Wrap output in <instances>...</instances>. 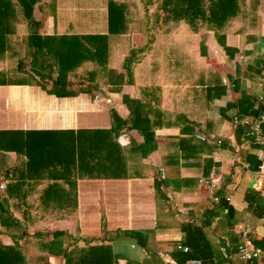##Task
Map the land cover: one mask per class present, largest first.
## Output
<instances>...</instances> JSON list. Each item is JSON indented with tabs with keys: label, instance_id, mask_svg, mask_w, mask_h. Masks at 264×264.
Masks as SVG:
<instances>
[{
	"label": "crops",
	"instance_id": "1",
	"mask_svg": "<svg viewBox=\"0 0 264 264\" xmlns=\"http://www.w3.org/2000/svg\"><path fill=\"white\" fill-rule=\"evenodd\" d=\"M40 1L47 5L38 29L37 41L41 40L43 46L26 49L27 53L23 35L14 31L15 25L25 21L27 6L34 7L33 0L0 2V11L7 8V12H14L12 25L10 18L7 21L8 30L3 24L5 16L0 17V164L6 157L13 158L0 170V186H5L0 188V264L7 262L3 254L8 247L25 251V236L36 233H46L50 239L56 232L65 233L63 248H52L51 256L65 248L67 253L75 247H86L75 235L87 226H98L101 222L97 220L101 219L106 220V234L91 233L89 238H105L114 264H177L172 255L181 251L176 247L183 233L175 224L184 222V218L204 222L203 211L200 214L195 209L206 192L200 187L198 192L169 196L165 169L181 163L183 154L190 155L189 163L208 158L195 155L191 144L195 134L214 133L216 116L208 118L207 113L214 103L225 107L221 130L228 138L227 148L209 158L216 161L215 155L230 157L242 152L240 136L230 127L228 114L234 109L245 113L256 103L257 91L248 95L244 81L240 83L244 86L241 93L238 82L248 77V67L258 66L254 64L255 47H247L245 35H241L245 28L239 26V21L257 29L253 33L257 39L264 25V0H260L256 17L239 12L223 19L226 44L237 48L246 61L242 62L239 78L232 80L229 69L223 67L206 91L200 83L211 81L210 66L214 62L200 56V48L205 53L204 43L196 46L193 41L200 39L195 32L207 31L197 27L209 22L181 13L163 19L164 13L171 10L172 0H151L154 13L144 31L153 35L154 48L138 65V82L132 86L123 83L125 70L116 62L127 49L132 0ZM110 2L116 7L115 25L119 31L106 36ZM252 4L251 0H237L240 11ZM184 23L190 32L178 28ZM258 23L262 25L258 27ZM255 46L260 52V44ZM249 60L251 63L246 64ZM223 79L235 83L231 89L244 95V101L226 95L229 87L221 84ZM115 105H124L126 116H120ZM145 106L152 107L159 159L168 158L165 164L169 166L162 167L157 177L133 151L135 135H127L138 133L146 124L141 117ZM169 120L172 125L166 127ZM246 172L250 178L233 193L232 227H226L224 217L205 229L213 243L215 264L233 263L231 248L228 254L226 247L234 244L236 251L237 224L250 233L254 231L256 220L247 219L250 215L243 219L250 208L244 200L245 190L253 175L252 170ZM186 177L197 178L200 174L189 173ZM254 190L259 192L254 206L264 210V189ZM171 198L178 200L185 215L166 214ZM221 225L226 227L224 234H219ZM51 256L47 264H57ZM64 257L60 264H64ZM34 258L39 260L35 254L25 253L26 264Z\"/></svg>",
	"mask_w": 264,
	"mask_h": 264
},
{
	"label": "trees",
	"instance_id": "2",
	"mask_svg": "<svg viewBox=\"0 0 264 264\" xmlns=\"http://www.w3.org/2000/svg\"><path fill=\"white\" fill-rule=\"evenodd\" d=\"M8 2L9 0H0V2ZM22 2V0H20ZM138 8L140 10V19H149L153 15V4L151 0H136ZM253 3L249 7V11L253 17H256L258 10L260 9L259 4L260 0H251ZM34 7L29 5L25 11V21L22 25H15V33L23 35V41L25 44V51L31 50L33 48L39 49L42 48L43 42L37 41L40 39L38 36V29L40 28L42 16L46 13L47 5L42 4L40 0H33ZM237 0H172L171 10L163 19H168L171 15L182 14L183 17H196L201 20V22L208 21L209 24L202 25L198 28H206L207 32L205 33V46L208 48V52L213 57V59L221 60L219 63H214L210 66V79L211 81L204 80L200 83V87L204 88L203 91L212 88L214 80L223 70V67L229 69V76L232 80L239 78L242 74V61L240 60V52L237 48L230 47L226 44V37L222 29L224 28L227 17L231 15L232 17L238 15L240 9H238ZM109 14L111 15L108 20V28L106 36H112L118 33L119 27L115 25V16H116V7L109 3ZM10 12V13H9ZM5 16L6 20L3 19V24H6L5 30H8V19L10 18V23L12 25V16H14L13 11H8L7 8H2L0 11V17ZM224 19V20H223ZM2 35V32L1 34ZM103 36V37H106ZM143 33L132 35L128 37V48L117 57L116 62L119 63L125 70V75L121 80L124 84L132 86L138 82V65L146 58L154 48V37H147ZM87 39H91L90 36H87ZM27 49V50H26ZM90 51V50H88ZM93 54V53H92ZM241 88V87H240ZM241 93L244 91L238 89ZM197 93V91H194ZM152 107L145 106L142 110V120L146 122L143 124L138 133H127V135H135L136 138L135 146L133 151L139 154L142 157V160L146 162L149 166L152 174L157 177L160 174L162 167L169 166L166 165L168 158L159 159L157 154V141L155 138V128L156 125L153 122V117L151 114ZM115 110L119 112L120 116H126L127 112H122L126 110L124 105H115ZM225 111V107L219 104H213L209 106L208 109V118H214V132L217 135L225 123V119L221 117V112ZM248 110H246L247 112ZM165 115L168 117V112H165ZM170 118V117H169ZM172 125L171 121L165 122V126L169 127ZM211 130V128H210ZM217 140V139H216ZM216 140L212 143L207 141H201L197 137L192 136L191 149L194 151V154H204L208 158L200 159V161H192L189 163L187 158L189 154H183L182 162L179 164L171 165L165 169L166 176L170 181L169 196L174 194L181 193H193L199 191L198 177H186L189 173L200 174L202 177H208L212 167H216L218 170L220 168V163L214 161V159L209 158L214 153L219 152L222 149L227 148L225 141L221 144H217ZM253 152L242 151L243 159L246 156ZM171 158V156H168ZM178 158V157H177ZM13 158L6 157L3 160V163L0 164V170L5 169ZM247 173L239 168L238 165L233 164L228 168V174L224 175V182L218 189V192L221 194L220 202L214 203L210 194L203 195V201L199 203L198 208L203 211L202 217L204 222L197 223L196 220L189 218L187 221L182 223H176L177 229L183 233L179 238V243L181 247L186 246L188 251L186 253L178 251L172 255L176 260L177 264H189L191 260L198 259L204 264H215V254L213 250V243L208 239L205 233V229L210 226L213 218L218 214L221 207L228 208V214L225 216V224L227 228H231V220L235 215V210L232 205H229L224 201L223 193L229 191L231 193H236L241 187L242 181L245 180ZM226 177V180H225ZM259 196L257 190L246 189L244 200L250 206L253 207V216L255 217L256 223L254 231L251 232L250 237L255 240L264 238V210L260 207H255L256 199ZM174 211L169 207L166 209V214L173 217ZM210 219L208 222L207 220ZM224 221V220H223ZM108 228L106 225V220L101 219V223L98 226L86 227L85 231L75 235V239L82 241L86 247H75L65 254L64 264H114V256L110 254L105 238L101 239H90L89 234H99L101 231L102 235L106 232ZM104 229V231H103ZM90 232V233H89ZM106 234V233H105ZM65 233L56 232L54 237L50 239L49 235L46 233H36L33 236H25V242H28L27 249L25 251H20L18 249L8 247L4 252V258H6V264H26L25 255L35 254L39 259H45L48 263V256L52 248L62 249V241H65ZM141 244V242L139 241ZM95 244V245H94ZM47 256V257H46ZM257 257L254 256L250 261L255 263Z\"/></svg>",
	"mask_w": 264,
	"mask_h": 264
},
{
	"label": "built area",
	"instance_id": "3",
	"mask_svg": "<svg viewBox=\"0 0 264 264\" xmlns=\"http://www.w3.org/2000/svg\"><path fill=\"white\" fill-rule=\"evenodd\" d=\"M263 57H264V41H263ZM240 60L244 61V57L240 55ZM223 86H228L229 88L236 87L234 82H227L226 79L221 81ZM252 87L257 91V100L252 108L248 109L245 113L235 114L228 121L230 127L233 128L240 136V148L241 151H253L249 153L245 159L238 152H235L233 156H220L216 159V162L220 163L219 170L214 166L211 168L208 177H198L199 186L204 189V191L212 197L214 203L220 202V195L218 194V189L223 184L224 178V164L229 163V165L236 164L244 172L251 171L256 177V187L259 189H264V67L258 71L252 82ZM195 137L201 141L214 142L216 139L217 144H221L226 141L228 136L224 130H221L217 135L215 132L210 136H203L195 134ZM215 154H221L220 151ZM221 157V158H220ZM256 163V164H255ZM223 167V168H222ZM261 178H260V177ZM1 185L0 188H4ZM224 201L229 205H232L234 201L233 193L226 191L223 194ZM170 208L178 214H182L183 211L179 205L176 198H171L169 200ZM196 211H202L200 209H195ZM228 214L227 207H221L220 212L212 220V223L221 222V220ZM234 232L239 235V241L236 246L237 257L243 264H264V238L253 240L250 237V232L246 231L243 226L236 225ZM131 247V245H130ZM135 246L132 245L131 248ZM177 249L186 253L188 251L187 247L177 246ZM254 256L257 257L255 263L248 262ZM189 264H204L198 259H193Z\"/></svg>",
	"mask_w": 264,
	"mask_h": 264
},
{
	"label": "rangeland",
	"instance_id": "4",
	"mask_svg": "<svg viewBox=\"0 0 264 264\" xmlns=\"http://www.w3.org/2000/svg\"><path fill=\"white\" fill-rule=\"evenodd\" d=\"M133 1V5H132V7H133V10H132V14L129 12V16L131 15V22H132V24H131V29H130V31H129V33H128V35H129V37L130 36H132V35H136V34H140V33H143L144 34V36H145V38L144 39H147V37H153V35H151L150 33H147V32H145L144 30H145V28L147 27V25H148V20H147V18H145V19H140V11H139V9L137 8V2L135 1V0H132ZM247 10H245V11H242V13H250V11H249V9L248 8H246ZM152 16V15H151ZM150 16V17H151ZM150 17H148V18H150ZM240 23H239V26L240 25H243L244 26V28H245V30L241 33V35H245V40H246V42H247V47H252V45L255 47L254 49V54L253 55H255L256 57H255V60H254V64H255V66H258V68H255V69H250L249 67H248V77H247V75H246V77L245 78H243L241 81H239L238 82V85H239V87H243L244 88V86H241L240 85V83L241 82H246V85L248 86V88H247V90L249 89V93H248V95H250L251 96V91H254V89H253V87H252V82H253V80H254V76H255V74L258 72V71H260L263 67H264V62L262 63V61H261V59L263 58L264 59V57L262 56V58H260V54L262 55L263 54V41H264V25H263V27H262V31L260 30L259 32H258V34H261L257 39L256 38H254V32L257 30H254L253 28H249L248 27V24H242L241 23V21H239ZM185 25H187L186 23H184V24H182L180 27H178V28H180V29H183V30H188V32H190V28H189V26L187 25V27L185 26ZM262 24L261 23H258V27H260ZM238 26V27H239ZM257 27V28H258ZM155 32V30H152L151 31V33H154ZM207 32V31H206ZM205 31L203 32L202 30H201V32H195L194 34H198L199 33V37H200V39L198 40L197 38L198 37H196V40L197 41H193V43L196 45V46H200L201 44H203V49L205 50V53H204V51H201V48L199 49V54H200V56L201 57H204L206 60H212L214 63H215V60H217V59H213V57L210 55V53L208 52V48H206V46H205V40H206V38H205V33H206ZM255 43H256V45L259 43L260 44V46H259V51L260 52H258L257 50H256V46H255ZM128 45H129V43H128ZM128 45H127V48H128ZM195 46V47H196ZM197 51H198V49H197ZM195 54L197 55V52L195 51ZM206 54V55H205ZM258 58H260V59H258ZM245 60L244 61H246V58H244ZM257 59V60H256ZM243 62V61H242ZM260 62H261V65H260ZM213 63V64H214ZM246 64H250L251 63V60H249V61H247V62H245ZM245 64V65H246ZM138 76H139V72H138ZM227 80V79H226ZM241 88H238V89H241ZM201 89H204V88H201ZM188 90V89H187ZM240 93V92H239ZM239 93H237V91L236 90H234V89H231V88H229V92H228V94H226L227 96H232L235 100H237L238 102H240V100H243L244 101V99H245V96L244 95H242V94H239ZM235 110V109H234ZM234 110H232V112H230L228 115L230 116V118L232 117V116H234L235 114H240V111L239 112H236V111H234ZM234 111V112H233ZM236 112V113H235ZM190 135H192V133L190 134ZM195 136V135H194ZM216 156V158L215 159H219V155H215ZM256 164V163H255ZM225 165V164H224ZM231 167V165H229V163H227V166L225 165L224 166V175H226L227 173H228V168H230ZM223 168V167H222ZM247 173V172H246ZM223 175V176H224ZM250 178V175L247 173V175H246V178L245 179H249ZM222 180H224V178L222 179ZM225 180H226V177H225ZM224 182V181H223ZM247 207V206H246ZM167 209V208H166ZM196 209H199L198 207L196 208ZM165 212H166V210H165ZM245 214V217L243 216V219H246V217L248 216V215H250L247 219H250V221H252V222H254V220H255V217L253 216V209L252 208H249V210L246 212V213H244ZM179 215H181V214H179ZM182 215H185V214H182ZM241 215H242V213H240V214H237V217H241ZM184 217V216H183ZM184 220L186 221V219L184 218ZM101 221L100 220H97V223H100ZM223 223H225V219H224V221H223ZM242 224H244V222H241ZM246 224V223H245ZM224 227L225 226H219V234H224V233H226V227H225V229H224ZM211 231H213V230H211ZM110 235V234H109ZM215 242H216V244H217V241L215 240ZM231 242H233V241H231ZM76 245V244H75ZM74 245V246H75ZM230 248H231V254L233 255V258H234V260H233V263L232 264H241V261H240V259H238L237 257H236V251H235V247H234V244H231V247L229 246V247H226V249H227V253L228 254H230L229 253V250H230ZM218 249V248H217ZM216 249V250H217ZM225 249V250H226ZM66 250H67V248H65V249H63V250H61V251H59V252H57V254H56V256L55 255H52L53 256V258L56 260V262H58L57 264H60V261H61V263H62V259H63V256L66 254L65 252H66ZM24 255H25V253H24ZM49 256H51V254H49ZM48 256V257H49ZM51 256V257H52ZM25 257V256H24ZM47 257V256H46ZM30 262H32L31 264H45L46 263V260L45 259H37V258H34V259H30L29 260ZM224 264H226V263H224Z\"/></svg>",
	"mask_w": 264,
	"mask_h": 264
},
{
	"label": "water",
	"instance_id": "5",
	"mask_svg": "<svg viewBox=\"0 0 264 264\" xmlns=\"http://www.w3.org/2000/svg\"><path fill=\"white\" fill-rule=\"evenodd\" d=\"M256 177L257 176L255 174H253L252 175V180H251L250 184L248 185V188L251 189V190L252 189L254 190L255 187H256Z\"/></svg>",
	"mask_w": 264,
	"mask_h": 264
},
{
	"label": "bare ground",
	"instance_id": "6",
	"mask_svg": "<svg viewBox=\"0 0 264 264\" xmlns=\"http://www.w3.org/2000/svg\"><path fill=\"white\" fill-rule=\"evenodd\" d=\"M260 177V176H259ZM261 178V177H260Z\"/></svg>",
	"mask_w": 264,
	"mask_h": 264
}]
</instances>
